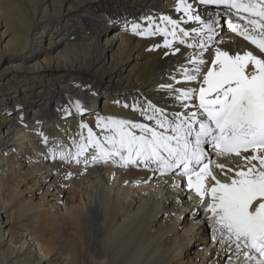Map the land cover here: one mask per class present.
<instances>
[{
    "label": "bare ground",
    "instance_id": "obj_1",
    "mask_svg": "<svg viewBox=\"0 0 264 264\" xmlns=\"http://www.w3.org/2000/svg\"><path fill=\"white\" fill-rule=\"evenodd\" d=\"M187 3L204 22L220 14L217 46L260 54L226 27L222 13L239 22L232 10ZM177 7L178 0H0V264H246L213 242L186 177L161 175L155 164L92 162L91 147L75 155L87 144L82 123L101 139L109 134L98 116L155 127L149 104L169 120L183 111L178 90L199 87L184 80L201 51L188 45L203 37L191 29L204 26ZM163 17L179 22L175 36ZM214 55L212 47L203 59ZM210 159L236 166L231 157Z\"/></svg>",
    "mask_w": 264,
    "mask_h": 264
},
{
    "label": "snow or ice",
    "instance_id": "obj_2",
    "mask_svg": "<svg viewBox=\"0 0 264 264\" xmlns=\"http://www.w3.org/2000/svg\"><path fill=\"white\" fill-rule=\"evenodd\" d=\"M196 2L223 5L228 12L234 9L236 18L245 23L238 25L228 19L227 26L255 45L260 54L246 51L243 55H230L214 39L220 14L204 22L193 14L192 4L178 0L177 11L182 6L188 20L201 21L204 26L191 29L206 39L202 37L197 45H188L198 46L201 51L198 57L190 59L191 69L184 72L185 82L198 83L199 87L178 90L176 99L183 111L173 113L171 120L154 105L149 104L152 115L142 110L148 120H155V127L98 116L97 127L109 133L101 139L82 123L81 128L88 129L87 144L78 145L75 155L79 157L91 147L96 152L92 162L111 161L122 167L143 165L145 168L155 164L154 171L161 175L186 177L187 189L195 191L205 219L211 221L213 242L237 257L242 254L246 264H264V0ZM163 19L172 25L175 36L179 22ZM138 27L133 24V32ZM180 32L189 36V31L180 29ZM192 38L195 40L196 36ZM165 46L170 47V42L165 40ZM212 47H215L214 58L205 61L203 55ZM75 107L81 111L79 101ZM208 148L219 157H231L236 166L228 167L224 163L212 166ZM65 158L61 153L60 159ZM215 169L227 177L226 182L217 179ZM228 259L231 260V255Z\"/></svg>",
    "mask_w": 264,
    "mask_h": 264
},
{
    "label": "rangeland",
    "instance_id": "obj_3",
    "mask_svg": "<svg viewBox=\"0 0 264 264\" xmlns=\"http://www.w3.org/2000/svg\"><path fill=\"white\" fill-rule=\"evenodd\" d=\"M115 17L116 18H118V16H117V13L115 14ZM8 146H7V144L6 145H4V146H2V148L3 149H5V148H7ZM84 155V154H83ZM81 157V156H80ZM41 191H39L38 193H40ZM199 238H195V241H200V240H198Z\"/></svg>",
    "mask_w": 264,
    "mask_h": 264
}]
</instances>
